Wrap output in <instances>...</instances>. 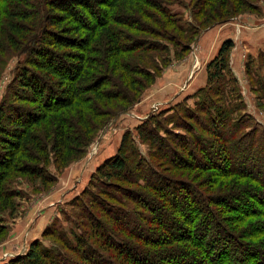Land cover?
<instances>
[{
  "label": "trees",
  "instance_id": "trees-1",
  "mask_svg": "<svg viewBox=\"0 0 264 264\" xmlns=\"http://www.w3.org/2000/svg\"><path fill=\"white\" fill-rule=\"evenodd\" d=\"M6 1L0 0V21L7 15L11 46L27 55L0 103V214H15L19 192L9 185L14 173L52 184L49 166L63 169L82 159L98 134L127 110L117 113L109 106L125 102L131 107L158 77L148 66L130 65L122 57L138 53L149 64L154 62L150 52L161 49L156 41L124 32L149 29L127 12L148 18L152 8L167 25L188 32L170 17L167 0H24L15 11L4 9ZM206 1L194 5V15H205L214 0ZM228 5L232 9L217 12L214 24L242 8L254 10L247 0H225L220 9ZM197 35L180 44L179 59ZM234 46L233 40L225 41L207 64L199 114L185 109L181 117L167 118L171 129L155 116L137 127L139 140L151 147L149 158L131 144L133 132L124 133L117 154L92 175L91 185L97 181L102 189L85 190L90 204L84 194L80 197L86 216L79 222L80 234L72 232L75 243L62 239L59 247L44 249L37 240L6 264H264V161L252 156L263 152L257 148L264 147V133L251 137L233 118L227 94L239 92L231 87L237 83L230 67ZM115 72H123L128 88ZM129 89L136 90L132 97ZM68 112H75L77 121ZM44 125L42 137L37 129ZM209 166L217 171L212 181L175 176ZM55 232L47 227L42 236ZM8 233L0 219V235Z\"/></svg>",
  "mask_w": 264,
  "mask_h": 264
},
{
  "label": "rangeland",
  "instance_id": "rangeland-1",
  "mask_svg": "<svg viewBox=\"0 0 264 264\" xmlns=\"http://www.w3.org/2000/svg\"><path fill=\"white\" fill-rule=\"evenodd\" d=\"M34 1L36 0H33V2ZM167 1H165V7L169 9L170 17L174 19V21L178 22H176V24L181 26V30L187 31L188 33L184 34L180 30H175L174 26L167 25L165 18L152 8L148 9V18L144 16V13H135L134 11L127 12L128 16H134L133 18L138 20L139 23L144 24V26H146L145 28L149 29L144 30V32H147L146 34H143L141 31H132L129 28H123L125 30L124 32H129L128 34L130 36H134L146 43L148 41H156L161 45L159 52H150V56H152L154 59L153 63L151 62L148 64L143 59H139V56L137 57L138 53L135 55L127 53L122 56L124 57L125 62L130 63V65L134 64L133 61H139V64L148 66V70H150V72L153 74L154 72L157 74L159 73L155 82L143 92L141 99L131 107H127L125 102H118L114 103L112 106H109V109H111L113 112L118 109L117 113L121 110V107L122 109L127 108V110L120 112L118 116L98 134L82 159L70 162L68 166L63 169H59L55 165L51 164V166H49V171L54 178V182L52 184L43 185L39 179L32 180L30 177L21 176L18 174L16 176L15 173L11 176V178H13L9 185L11 188L18 190L19 193L18 197L16 198L17 207L13 211L15 214H10L9 211L0 214L1 222L7 226L9 231L8 235L5 237L0 235V264H6L15 257L25 254L32 242L37 240H39L41 246L44 249H55L57 246L59 247L62 239L66 242L69 241L71 244L75 243L72 232L80 234L79 222H85L86 216L84 201H82L80 197L85 195L84 192L86 189H90L91 191H88L92 194H97L99 190L102 189L101 185L97 181H94L93 185H91L92 175L105 161V159H109L110 157H113L117 154L125 132H133L135 141L131 144L135 145V148L139 149L144 156H147L146 158H149L148 153H150L151 147L150 145L144 144L141 140H139L137 132V127L140 126L143 121L155 116L156 118H159L160 121L164 122L166 127L171 129L173 126L168 125V123L165 122L167 121V118L172 116L181 117V114L185 109L193 111L195 114H199V105L205 101L204 95H199V93L201 92L200 90L207 87L208 83L197 90L194 94L184 98L183 101H173V104L170 103L165 105H160L161 103L158 102L153 103L148 109L149 113H146L147 115L142 114L141 117L138 116L135 108L145 102V97L153 90L152 88L155 86L158 79L163 76V73H165L167 69L173 68L182 61L192 59L193 55L195 57L194 53L198 47L199 37L204 31L209 30L214 26L226 25L228 23L232 24L233 22L240 20V18L243 16L257 18V24H259L261 21V23L264 25V0H247L249 6L254 10L250 11L246 8H242L239 10V12H237L236 15L234 14V17L229 16L231 18L228 19V21L217 24H214V21H212L215 16H218L216 15L217 12L227 13L230 11L229 9H232L231 5H228L225 10L220 9L222 8V3L225 0H214L213 3H210V7H206L207 12L205 11V15H203V13L194 15V5H196L199 1L204 3L203 0ZM207 1L205 4H207ZM24 2V0H7L5 2L6 7L4 9L6 11H15L18 7L22 8L24 6ZM142 8L145 10L147 9L145 6H142ZM214 10L216 12H214ZM208 19L212 21V23L207 22ZM9 22L11 21L7 15L3 16L0 21V103L9 93V87L14 82L16 72L19 68L18 66L21 63L23 64L27 58V55L23 54V51L11 46L9 39L10 32L8 28ZM253 23L254 20L251 22V24ZM164 24H166V26ZM245 26L246 25L241 28H244ZM196 32H198V35L196 36V40L190 44V52L186 55V57L183 56L181 58L180 56L179 59L176 56L177 51H179L177 48H179L181 43L188 44L189 39H191ZM26 34L29 35L28 33ZM260 52L261 53L255 58L253 57V60L249 59V61L246 63V73L244 77H240L238 74L236 75L234 73L232 69V53L230 55V67L233 74L232 76L237 79V83H231V87L234 86L238 87L239 89V92L236 94L230 93L228 91L227 95L230 108L234 111L233 118L235 120H241L243 123L242 127L244 128L242 131H246L248 133L250 132L251 137H258L261 133H264V50ZM102 55V57L105 56L104 50H102ZM197 58L198 57L196 56L195 59ZM212 59H208L207 64ZM120 73L123 74V72ZM120 73L115 72L114 77L121 79ZM196 73L197 72H192L188 81L193 80L195 76L197 77L198 75ZM137 79L139 82L138 77ZM143 81H146V79L143 78ZM121 83H123V86L126 88L129 87L128 83H125L122 81V79ZM182 90L187 89L186 87H183ZM135 92L136 90L129 89L130 97L135 95ZM191 93L192 92L188 90V94ZM167 105L171 106L168 107ZM160 112H162L164 115L158 116ZM65 115L77 121L75 112H68L65 113ZM103 117L104 116H101L100 118ZM44 128H46L45 125L37 129V132L42 137L45 136ZM180 131V129H175V132ZM3 147L4 143H0V148L3 149ZM261 147L262 146L258 147L257 150H259V152H263L261 154L252 153V156L258 155L257 160L264 161V147ZM255 162L257 161H253V163ZM213 167L214 166L205 167L203 169L197 168L196 170L194 169L189 172L186 171L183 174L176 171L175 176L184 180L191 178L197 183L212 181L216 179L217 174V171L214 170L216 168ZM251 167L252 164L250 163L248 168ZM242 183H244L242 186H245L247 182L244 180ZM215 184H217V182ZM84 199L88 204H90V196L85 195ZM36 202H41V204L37 205ZM51 203H54L53 206H50ZM247 203L251 205L257 204V206H259V203H252L250 200H248ZM33 204L39 206L38 212L33 211L35 208ZM248 204H243V207L246 208V205ZM40 218H45L44 222H48L47 225H41V235H28V233L30 234L31 232L29 231V227L31 225L34 226L33 221H39ZM31 221L32 223H30ZM26 222L29 224H25ZM17 224H21V226L18 225L19 229L17 228ZM22 226H24V228ZM47 227L56 231L55 234L53 233V237L44 238L42 236V233ZM17 232H19V234H17ZM58 238L61 239L59 240ZM13 239L15 244L18 242V246L14 247L15 253H8V250H6V247L8 246L7 244H10ZM250 262H253V260L251 259Z\"/></svg>",
  "mask_w": 264,
  "mask_h": 264
},
{
  "label": "crops",
  "instance_id": "crops-1",
  "mask_svg": "<svg viewBox=\"0 0 264 264\" xmlns=\"http://www.w3.org/2000/svg\"><path fill=\"white\" fill-rule=\"evenodd\" d=\"M253 20L254 23L251 24ZM255 24H257V18L243 16L240 20L233 22L232 24L228 23L226 25L214 26L211 29L204 31L199 37L198 47L194 53L195 57L197 56L198 58L195 59L192 54V59L182 61L173 68L167 69L166 72L163 73V76L158 79L157 83L152 88L153 90L145 97V102L135 108L137 115L141 117L142 114L149 113L148 109L155 102L161 103L160 105H165L170 104L173 101H183L184 98L194 94L197 90L205 86L208 80L206 68L207 61L217 55L224 41H234L235 46L231 52L232 69L236 75L238 74V76L244 77L246 73V63L249 59L253 60V57L255 58L261 53L260 51L264 50V25L261 21L259 24ZM244 25L246 26L241 28ZM192 72H197L196 74L198 76H195L193 80L188 81ZM183 87H186L187 90H182ZM188 90L192 93L188 94ZM170 106L171 105L168 107ZM36 204L40 205L41 202H36ZM36 204H33L35 207L33 211L38 212L39 206ZM53 204L51 203L50 206H53ZM44 221L45 218H40L39 221L36 222L33 221L34 226L31 225L29 227V231L31 232L30 234L28 233V235H41V225L48 224V222ZM30 223H32V221ZM25 224L28 225L29 223L26 222ZM18 225L21 226V224H17V226ZM22 227L24 228V226ZM17 228L19 229V226ZM17 234H19V232H17ZM17 243L15 244L13 239L10 244H7L8 246L6 247V250H8V253H15L14 247L18 246Z\"/></svg>",
  "mask_w": 264,
  "mask_h": 264
}]
</instances>
